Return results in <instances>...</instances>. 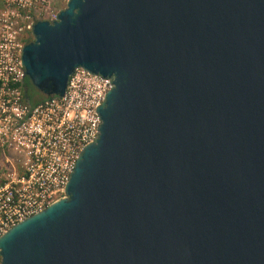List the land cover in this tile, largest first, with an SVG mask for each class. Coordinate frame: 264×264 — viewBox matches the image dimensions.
Masks as SVG:
<instances>
[{
  "label": "water",
  "instance_id": "95a60500",
  "mask_svg": "<svg viewBox=\"0 0 264 264\" xmlns=\"http://www.w3.org/2000/svg\"><path fill=\"white\" fill-rule=\"evenodd\" d=\"M22 62L45 96L114 76L66 196L0 264H264V0H69Z\"/></svg>",
  "mask_w": 264,
  "mask_h": 264
},
{
  "label": "built area",
  "instance_id": "2783aa9c",
  "mask_svg": "<svg viewBox=\"0 0 264 264\" xmlns=\"http://www.w3.org/2000/svg\"><path fill=\"white\" fill-rule=\"evenodd\" d=\"M62 2L5 0L0 16V150L13 158L6 156L9 167L1 174L0 236L66 196L83 149L99 137L98 108L115 85L114 76L79 67L64 96H50L36 105L25 98L26 40L34 39L37 20L58 17L61 9L56 5Z\"/></svg>",
  "mask_w": 264,
  "mask_h": 264
},
{
  "label": "rangeland",
  "instance_id": "374dc122",
  "mask_svg": "<svg viewBox=\"0 0 264 264\" xmlns=\"http://www.w3.org/2000/svg\"><path fill=\"white\" fill-rule=\"evenodd\" d=\"M68 1H69V0H64V2H62V3H58V4L56 5V7H57L58 9H61L60 11H62L63 9L66 8V6H67V4H68ZM5 11H6V8H5V0H0V16H1V14H2L3 12H5ZM28 81L31 83L30 80H28ZM29 93H30L34 98H38V99L44 96V94H42L41 92H39V91L33 86L32 83H31V85L29 86ZM6 153H7V154L5 155L4 152H2V151L0 150V180L2 179L1 174L3 173V171H4L5 169H7V167H9V164L7 163V158H6V156H7V157L9 156V157L13 160V158L9 155V153H8V152H6Z\"/></svg>",
  "mask_w": 264,
  "mask_h": 264
},
{
  "label": "trees",
  "instance_id": "16d2710c",
  "mask_svg": "<svg viewBox=\"0 0 264 264\" xmlns=\"http://www.w3.org/2000/svg\"><path fill=\"white\" fill-rule=\"evenodd\" d=\"M26 41L30 42V41H32V38H28ZM28 80L29 79H26V82H25V98L26 99H28L33 105H36V104H38V103H40V102H42V101H44L45 99L48 98V96H45V95L43 97L39 98V99L38 98H34L29 93V86L31 85V83ZM4 182H5V179H2L0 181V185L4 184Z\"/></svg>",
  "mask_w": 264,
  "mask_h": 264
}]
</instances>
